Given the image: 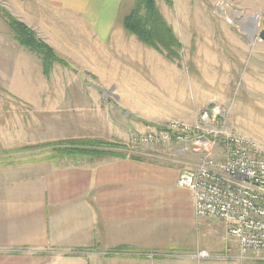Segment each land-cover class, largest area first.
<instances>
[{
	"label": "crops",
	"instance_id": "crops-1",
	"mask_svg": "<svg viewBox=\"0 0 264 264\" xmlns=\"http://www.w3.org/2000/svg\"><path fill=\"white\" fill-rule=\"evenodd\" d=\"M123 2L0 1L66 65L54 64L45 77L40 59L13 38L0 18V88L16 101L39 106L34 108L46 142L87 138L115 143L124 139L122 110L138 117L124 107L106 109V90L142 86L130 67L141 63L144 53L118 21ZM31 86L37 87L34 97L24 91ZM26 144L19 149L35 145ZM57 164L46 159L0 162V264H113L117 259L126 264L120 263L129 259L124 253L172 248L159 246L158 238L174 212L158 207L179 188L175 164L88 156ZM183 190L193 211L192 193Z\"/></svg>",
	"mask_w": 264,
	"mask_h": 264
},
{
	"label": "rangeland",
	"instance_id": "rangeland-1",
	"mask_svg": "<svg viewBox=\"0 0 264 264\" xmlns=\"http://www.w3.org/2000/svg\"><path fill=\"white\" fill-rule=\"evenodd\" d=\"M133 1L124 0L119 23L129 13ZM171 1L172 6L163 0L156 3L182 45L179 59L169 62L135 39L144 59L130 69L134 70L133 79L142 82V86L106 90L109 100L106 109L127 108L146 122L141 123L138 117L122 110L124 114L120 116L126 119H121L125 125H120L119 132L124 139L115 142L122 148L112 150L143 162L175 164L179 172L193 168L199 161L198 156L178 155L169 145L133 147L129 140L135 134L153 130V125L164 127L173 120L196 122L203 112L208 113L210 120L217 108L216 127L224 125L264 147V42L257 36L264 30V0ZM249 19L254 22L251 24ZM137 56L141 55L137 53ZM24 91H30L34 97L37 87ZM34 107L12 99L0 88V162L44 160L53 154L49 148L19 150L26 143H44L48 137L41 115ZM71 160L61 157L56 163L62 166ZM189 202L187 193L176 187L169 200L158 207L159 212H174L165 232L164 227L160 229L158 238V245H168L172 247L170 250L127 252L123 255L129 259L120 263L194 264L192 255L197 250H205L210 258L203 264H264L249 255L244 261L238 259L236 240L227 236L226 225L217 220L195 218ZM147 254L154 256L148 259ZM117 260L111 263L117 264Z\"/></svg>",
	"mask_w": 264,
	"mask_h": 264
},
{
	"label": "built area",
	"instance_id": "built-area-1",
	"mask_svg": "<svg viewBox=\"0 0 264 264\" xmlns=\"http://www.w3.org/2000/svg\"><path fill=\"white\" fill-rule=\"evenodd\" d=\"M218 116L217 108L210 120L207 112L196 122L173 120L160 130L133 135L129 143L169 145L178 155L198 156L195 167L181 171L176 182L192 193L195 218L223 222L227 236L236 240L238 259L249 255L264 262V147L224 125L216 127ZM209 258L205 250L192 255L194 264Z\"/></svg>",
	"mask_w": 264,
	"mask_h": 264
},
{
	"label": "trees",
	"instance_id": "trees-1",
	"mask_svg": "<svg viewBox=\"0 0 264 264\" xmlns=\"http://www.w3.org/2000/svg\"><path fill=\"white\" fill-rule=\"evenodd\" d=\"M163 1L167 6H172L171 0ZM0 18L6 23L13 38L40 59L42 73L45 77L50 75L54 64L66 66L50 46L37 38L33 30L16 20L2 8H0ZM122 27L127 34L134 36L139 43L162 55L167 61L174 62L179 59L182 45L172 26L158 9L156 0H134L129 13L122 20ZM153 127L157 130L162 128L155 125ZM45 148L53 151V154L46 159L52 162H56L61 157H66L68 160L80 156L106 157V159L127 158L125 153L112 150L122 148L121 145L87 138L44 142L26 146L19 150L30 151ZM129 158L135 161L141 160L137 157ZM8 164L13 163L9 162Z\"/></svg>",
	"mask_w": 264,
	"mask_h": 264
},
{
	"label": "water",
	"instance_id": "water-1",
	"mask_svg": "<svg viewBox=\"0 0 264 264\" xmlns=\"http://www.w3.org/2000/svg\"><path fill=\"white\" fill-rule=\"evenodd\" d=\"M257 36L261 42H264V30H260Z\"/></svg>",
	"mask_w": 264,
	"mask_h": 264
},
{
	"label": "bare ground",
	"instance_id": "bare-ground-1",
	"mask_svg": "<svg viewBox=\"0 0 264 264\" xmlns=\"http://www.w3.org/2000/svg\"><path fill=\"white\" fill-rule=\"evenodd\" d=\"M249 22H251V24L254 22V20L253 19H249Z\"/></svg>",
	"mask_w": 264,
	"mask_h": 264
}]
</instances>
